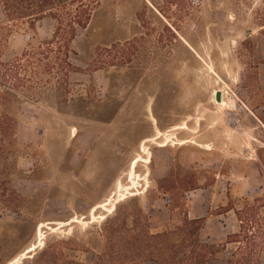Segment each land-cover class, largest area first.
<instances>
[{
    "label": "rangeland",
    "instance_id": "1",
    "mask_svg": "<svg viewBox=\"0 0 264 264\" xmlns=\"http://www.w3.org/2000/svg\"><path fill=\"white\" fill-rule=\"evenodd\" d=\"M263 72L264 0H0V111L19 122L0 264L32 245L21 264H119L100 228L141 210L153 232L207 219L201 240L226 243L209 264L238 247L264 264Z\"/></svg>",
    "mask_w": 264,
    "mask_h": 264
},
{
    "label": "trees",
    "instance_id": "2",
    "mask_svg": "<svg viewBox=\"0 0 264 264\" xmlns=\"http://www.w3.org/2000/svg\"><path fill=\"white\" fill-rule=\"evenodd\" d=\"M83 1L72 0L73 3L79 5H82ZM97 4L98 1H95V3L89 2L87 10L91 13L93 7ZM49 17L57 22L58 29L56 27L54 30L55 34L61 30L59 29L61 23L53 16ZM78 18L75 19L76 24L85 28L78 23ZM70 30H72V27H70ZM18 127V119L12 113L7 110L0 111V155L3 153L5 159L9 158L18 148ZM8 193L11 198L16 197V194L10 188ZM139 212L143 220L141 226L138 220L134 218L132 227L128 229L125 227L124 222L122 223L115 217L110 222L111 227L107 226L108 222L100 228L101 233L107 234V237L104 236L108 243L107 253L111 255V251L115 249L119 264H142L145 262L153 264H209L225 251L226 243L221 246V249H218L219 247L207 245L201 240L200 233L204 224L203 218L191 219L184 213L174 229L153 232L147 215L142 210ZM237 237H239V234H233L228 236L227 240ZM107 255L105 254V256ZM226 264L259 263L255 250L246 251L243 250V247H238L231 258L226 261Z\"/></svg>",
    "mask_w": 264,
    "mask_h": 264
},
{
    "label": "bare ground",
    "instance_id": "3",
    "mask_svg": "<svg viewBox=\"0 0 264 264\" xmlns=\"http://www.w3.org/2000/svg\"><path fill=\"white\" fill-rule=\"evenodd\" d=\"M217 93H220V100H217L216 99V95H217ZM212 102L216 105V106H218V107H223L224 105H225V100H224V97L222 96V93H221V91H217V92H215V96H214V98H212ZM167 140H169V137H167L166 138ZM178 141V140H177ZM179 143H183L184 141H178ZM206 146V145H205ZM144 151L146 152V148H144ZM146 156L144 157V158H142L144 161H148V159H150V152L149 151H147L146 153ZM135 162V160L130 164V168H129V171H128V173H127V176H126V178H127V180H129L130 182H129V184H127L128 186H131L132 185V189H134L135 187H137L139 184H141L140 186H141V188L139 189L138 187H137V191L138 192H141V191H143V188L144 187H146V184L148 185V181H147V176H143V177H141V176H137V171H136V169H137V167H138V163L136 164V162ZM145 162V163H146ZM132 168H134V172L133 171H131V169ZM138 180H140V181H138ZM140 182V183H139ZM117 189H119V191L116 193L117 195H119L118 197H122V196H125V194H124V191H123V187H122V185H117ZM136 190V189H135ZM135 190H130L129 192H128V194L127 195H129V194H131V193H133ZM136 192V191H135ZM135 195V194H134ZM133 195V196H134ZM116 197L117 196H115L114 197V199H116ZM131 197V196H130ZM136 197V196H135ZM121 200H123L122 198H120V200L119 201H117L116 202V204L117 203H119ZM113 203L114 202H112V203H110L108 206H105L108 210H110V209H112V207H113ZM114 207H115V205H114ZM113 207V208H114ZM114 210V209H113ZM112 211V210H111ZM110 211V212H111ZM104 218H106V217H103V218H101L102 220L104 219ZM93 219V218H92ZM97 218L96 217H94V220H96ZM101 220V221H102ZM43 235H42V231L40 230V229H38V227H37V229H36V232H35V237L38 239V241H40V242H43V237H42ZM36 248H38V247H36ZM31 249V250H30ZM35 251V245L33 246H29L26 250H24L22 253H20V254H18L17 256H15L10 262H9V264H21L22 263V261L26 258V256L25 255H28V254H31L32 252H34Z\"/></svg>",
    "mask_w": 264,
    "mask_h": 264
},
{
    "label": "crops",
    "instance_id": "4",
    "mask_svg": "<svg viewBox=\"0 0 264 264\" xmlns=\"http://www.w3.org/2000/svg\"><path fill=\"white\" fill-rule=\"evenodd\" d=\"M44 20H45V18H43V19H41V20H39V21H40V22H43ZM27 37H28V39L30 38L29 35L21 36V38H22L24 41H27V40H28ZM261 75L264 76V72H263ZM187 215H188L189 218H195V217H191L190 212H187ZM206 222H207V219L204 220V224H203V226L205 225Z\"/></svg>",
    "mask_w": 264,
    "mask_h": 264
},
{
    "label": "water",
    "instance_id": "5",
    "mask_svg": "<svg viewBox=\"0 0 264 264\" xmlns=\"http://www.w3.org/2000/svg\"><path fill=\"white\" fill-rule=\"evenodd\" d=\"M218 98V99H217ZM216 99L217 100H220V93H217V95H216Z\"/></svg>",
    "mask_w": 264,
    "mask_h": 264
},
{
    "label": "built area",
    "instance_id": "6",
    "mask_svg": "<svg viewBox=\"0 0 264 264\" xmlns=\"http://www.w3.org/2000/svg\"><path fill=\"white\" fill-rule=\"evenodd\" d=\"M27 39H28V37H27Z\"/></svg>",
    "mask_w": 264,
    "mask_h": 264
}]
</instances>
